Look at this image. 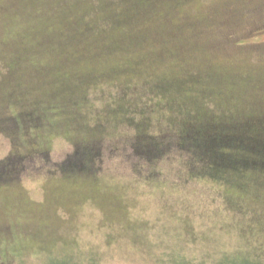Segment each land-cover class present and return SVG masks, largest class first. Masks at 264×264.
Listing matches in <instances>:
<instances>
[{"label":"rangeland","instance_id":"obj_1","mask_svg":"<svg viewBox=\"0 0 264 264\" xmlns=\"http://www.w3.org/2000/svg\"><path fill=\"white\" fill-rule=\"evenodd\" d=\"M27 1L0 0V262L264 264V244L253 253L264 243V186L253 181L232 185L237 208H227L221 200L229 192L224 183L186 179V166L179 162L185 155L177 150H166L158 163L146 159L143 167L135 157L141 151L136 123L147 115L136 111L133 123L127 108L132 102L137 106L132 93L145 89L148 72H155L154 78L164 70L183 76L199 66L221 75L257 76L261 83L251 81L250 91L264 96V35L256 38L260 45L249 44L255 39L251 26L264 24V0L244 7L234 0L232 13L226 9L229 0H182L171 13L172 21L183 24L178 54L144 63L145 70L128 81L130 89L124 88L128 79L122 73L108 69L115 59H78V41L61 42L66 32L56 35L49 22L48 35L19 34L26 31L13 21L27 22L21 11ZM31 1L40 15L56 19L59 0ZM157 23L143 27L147 37L155 32L149 36L153 48L161 35ZM105 33L121 35L118 30ZM123 40V46L130 43L127 34ZM103 70L107 75L95 78ZM140 93L141 111V105L158 107L164 99L153 94L145 102L147 94ZM157 107L148 114L157 124L178 115L176 107ZM9 163L13 172L4 170ZM91 166L99 172L89 174ZM155 171L159 176L152 179ZM245 209L253 216L254 232L262 235L248 234ZM158 212L163 220L157 222ZM141 222L166 228L146 236L132 230ZM191 223L200 234L191 235Z\"/></svg>","mask_w":264,"mask_h":264},{"label":"trees","instance_id":"obj_2","mask_svg":"<svg viewBox=\"0 0 264 264\" xmlns=\"http://www.w3.org/2000/svg\"><path fill=\"white\" fill-rule=\"evenodd\" d=\"M236 1L244 7L250 5L252 0ZM253 2L255 3V0ZM183 3L182 0H59L56 5L59 13L53 20L54 17L46 16L47 13L40 15L39 9H34L33 1L28 0L24 9L21 10H24L23 13L27 15V22L24 20L20 23L14 19L13 24L19 23L17 29L26 31L19 34L45 32L48 35L49 32L56 31V35L61 36V33L65 31L66 34L60 38V41L64 42L65 38L68 44L78 41L75 49L78 59L92 60L95 63L97 59L104 63L115 59L116 63L108 69L122 73L128 79L124 88L130 89L132 85L128 81H133L134 75L145 70L142 67L144 63L155 62L156 64L163 60H172L173 56L178 54L177 35L183 32V24L172 21L171 13ZM226 9L231 10V13L235 12L237 10L235 1L229 0ZM35 10H38V13H32ZM245 13H238L237 16H246ZM155 19L158 20V35H161L158 44L153 48L149 45L152 42L149 36H154L155 32L149 33L147 37L143 27L152 25ZM47 22L53 28L52 31L45 30ZM4 30L8 32V28ZM110 30H118L121 35L108 37L105 32ZM125 34L129 37L130 43L123 46ZM250 34L255 39L249 44L254 47L259 44L256 38L264 35V24L252 25ZM26 42L29 45L33 44L31 41ZM59 46L61 50L65 47ZM240 46L245 47L247 44ZM16 56L18 58L17 51ZM81 67L85 68L84 62H81ZM198 68L184 71L183 76L182 71L179 75L177 70H164L155 78V72H148L144 78L145 89L137 88L132 93V97L136 98L138 103H140L139 96L142 95L140 92L147 94L148 99L145 102L151 100L153 94L162 95L164 98L158 107L153 103L141 105L143 111L137 108L138 103L135 106L132 102L127 107L128 114L130 113L128 119L133 123L135 121L132 114L136 111L147 115L145 121L136 123V137H138L136 142L141 151L135 157H138V161L139 159L143 161V167H145L148 165L146 159L158 163L160 158L166 155L162 154L166 153V150L168 152L177 150L185 155H182L184 158H180L179 162H183L186 166L183 167L186 179L223 182L222 186L229 190L224 197H221L223 206L237 208L233 201L238 199L234 195L236 191L232 185L240 186L242 182L253 181L264 186V96L253 95L250 91L253 87L251 81H254L256 86L261 81L259 82L257 76H244L245 74L236 72L231 75L223 72L221 75L216 71L215 73L211 66ZM106 71H101L95 78L100 79L106 76ZM156 107H176L178 115L174 119L159 121L157 124V121L153 122L151 116L148 118V114ZM153 124H156L158 129L153 128ZM22 132L26 134L27 127L23 128ZM175 153L173 152L172 156H175ZM98 154L95 156L97 157ZM10 166H12L11 163L4 170L13 172V167ZM83 169L87 170L86 167ZM158 171H155L152 179L159 176ZM98 172V168L91 166L89 174ZM159 174L162 173L159 172ZM243 213L251 226L248 234H256L253 216L247 209ZM157 216V222L163 220L162 212H158ZM192 224L189 225L191 235L200 234L195 230L197 226L193 227L194 224ZM143 225L141 222L132 230L152 236L157 234L155 228L158 234H162L160 228H166L165 224H156L154 227L149 225L148 228ZM256 235H262V233ZM262 244L264 243L260 242L253 253L263 249ZM19 253L20 251L16 252V254ZM0 263L4 264V260Z\"/></svg>","mask_w":264,"mask_h":264}]
</instances>
